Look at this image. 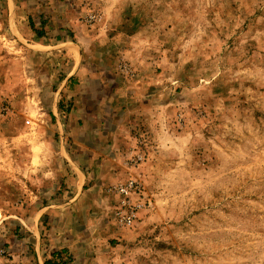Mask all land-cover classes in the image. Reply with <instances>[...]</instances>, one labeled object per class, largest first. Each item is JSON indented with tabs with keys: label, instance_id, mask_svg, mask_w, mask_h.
<instances>
[{
	"label": "rangeland",
	"instance_id": "obj_1",
	"mask_svg": "<svg viewBox=\"0 0 264 264\" xmlns=\"http://www.w3.org/2000/svg\"><path fill=\"white\" fill-rule=\"evenodd\" d=\"M54 38L77 48L92 97L119 95L87 105L104 150L87 137L73 157L103 176L75 219L87 263L264 264V0H0V264L25 256L40 203L76 194L58 154L75 121L49 116L69 105L54 95L72 63L44 49ZM129 182L124 227L113 188Z\"/></svg>",
	"mask_w": 264,
	"mask_h": 264
},
{
	"label": "crops",
	"instance_id": "obj_2",
	"mask_svg": "<svg viewBox=\"0 0 264 264\" xmlns=\"http://www.w3.org/2000/svg\"><path fill=\"white\" fill-rule=\"evenodd\" d=\"M11 1L12 0H10V3ZM34 43L35 44L33 45V48L36 47V42ZM47 45L48 46L44 47V49L50 50V53L65 52L64 54H66L72 60V63L70 64V66L68 65L66 69L67 72L64 73L60 79V89L57 90L54 98L59 96L61 100V98L63 97L65 98L66 103L72 105V108L68 113H66L65 116L67 117V121H75L76 128L69 129L67 127V129L69 130V133H67V136L69 138L67 139L71 140L72 144L70 143V145H66L64 143V145L73 149H70L69 151L65 146L61 145L58 146V154L62 156L63 160L68 163V166H70L71 171L74 173L77 180L76 194L71 193L70 198H68L71 199L70 202H72L73 200L78 201H76V203H74L73 205H70L71 203L69 202L60 206L51 204L44 205V203H40V207L31 215L32 217L26 222V228L29 229L30 227L29 231L32 232L31 239L28 241L24 240L25 242H18L22 246L24 244L25 256H17L16 258L15 256H13V259H8L3 264H45L48 261H50L51 264H57L60 259L62 261H65V264H88L85 257L82 255L85 250L82 247L83 244L78 240V238H80V234L75 233V230H77L75 226L77 224V221H75V219L78 214H84L88 216L90 212L94 211V207L90 208L88 205L83 203L82 199L87 196L86 190L88 188H86V186L89 184L92 178L99 180L101 183V180H103V176H101L100 171H95L94 174L92 172L93 177L88 178L86 176V173L79 168V163L76 162L73 157L78 151L83 153L93 152L86 146V142H88L86 141L87 137L94 138L93 142L96 149L101 151L104 150L103 142L100 139L102 132L98 127V122L103 117L96 113L91 116L88 112L87 105L91 100L92 103L98 105V108H104V105H107V108H110L111 105H116V101L118 100L117 98H119V95L118 93L114 94L113 92H111L110 96L108 97L109 101L106 103H104L105 101L103 100L98 101V93H95L96 96L92 97L93 91L90 89V85L92 84L94 86L95 83L92 82V75H89V77L86 75L84 67L80 63V61L76 62L77 59L80 58L77 57V48L73 44L65 45L62 42H56L55 38L54 40H50V44ZM70 79L74 82V84L69 83ZM59 102V99L58 102H54L51 108V115L49 114L50 118L55 119L56 123L58 124V117L61 116L58 110ZM91 120H93L94 123L89 127L88 123ZM70 124L73 125V123ZM77 125L79 126L77 127ZM85 125L88 126V128H85ZM59 129L61 134L60 126ZM103 164L105 163H102V166H104ZM68 194L69 193H67V195ZM72 194L75 195L72 196ZM93 214H91V216ZM35 216L36 218H34ZM40 219L43 220V222L40 226H38L40 224ZM35 221L36 223L34 224ZM35 225V229H37V237H35ZM92 226L93 225H91V227ZM26 236L28 235L26 234ZM59 254L60 257L56 258L59 256ZM56 259L58 260L56 261Z\"/></svg>",
	"mask_w": 264,
	"mask_h": 264
},
{
	"label": "built area",
	"instance_id": "obj_3",
	"mask_svg": "<svg viewBox=\"0 0 264 264\" xmlns=\"http://www.w3.org/2000/svg\"><path fill=\"white\" fill-rule=\"evenodd\" d=\"M114 192H116L122 199L120 202V207L116 210L115 220L117 223L124 227H131L134 225L137 220V207L131 205L127 200L129 197L139 191V187H137L136 183L129 182L125 185H120L118 187L113 188Z\"/></svg>",
	"mask_w": 264,
	"mask_h": 264
},
{
	"label": "trees",
	"instance_id": "obj_4",
	"mask_svg": "<svg viewBox=\"0 0 264 264\" xmlns=\"http://www.w3.org/2000/svg\"><path fill=\"white\" fill-rule=\"evenodd\" d=\"M42 24H43V23H42ZM30 27H31V29L34 30V33L37 35L38 38H41V37L43 36V32H42V31H37L36 29H34L32 23H30ZM70 109H71V108H70V104L68 105V107H67L66 109H64V106L61 104V102H59V104H58V110H59V112H60L61 115H62V113H64V114L68 113ZM59 257H60V254H59V256L56 257V258H59ZM57 260H58V259H56V261H57ZM65 263H66L65 261H62V260L60 259V260L58 261L57 264H65ZM45 264H51V263H50V261H48V262H46Z\"/></svg>",
	"mask_w": 264,
	"mask_h": 264
}]
</instances>
